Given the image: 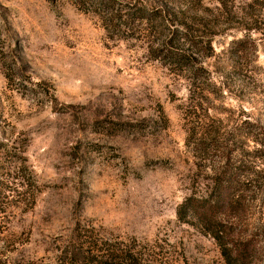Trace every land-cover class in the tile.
Instances as JSON below:
<instances>
[{"label": "rangeland", "instance_id": "rangeland-1", "mask_svg": "<svg viewBox=\"0 0 264 264\" xmlns=\"http://www.w3.org/2000/svg\"><path fill=\"white\" fill-rule=\"evenodd\" d=\"M140 1L115 0L116 11ZM170 2L186 6L196 41L173 44L194 51L201 76L157 57L162 35H138L120 13L107 30L104 9L73 0H0V264H59L77 227L92 226L153 264H227L210 235L177 216L227 155L198 157L188 138L200 125L246 141L243 224L259 234L264 264V163L253 142L264 127V36L252 33L256 51L230 54L247 20L264 26V2Z\"/></svg>", "mask_w": 264, "mask_h": 264}, {"label": "trees", "instance_id": "trees-1", "mask_svg": "<svg viewBox=\"0 0 264 264\" xmlns=\"http://www.w3.org/2000/svg\"><path fill=\"white\" fill-rule=\"evenodd\" d=\"M73 1L79 9L86 12L102 14L100 11L104 9L107 30H110L109 22H113L116 12L123 18V24L130 22L139 26L138 35L142 37L160 33L162 37L155 40V42H161L155 49L159 52L157 57L163 56L168 59L170 65H176L178 69L187 70L198 76L206 70L193 62L194 51L191 54L173 44V42H196L189 30L186 6H177L170 0H151L154 4H147L142 0L139 4H129L126 9L116 11L115 0ZM261 2L264 0H254V3ZM219 21L220 19H214L210 28L207 26L209 24H204L210 31L209 56L212 52L210 42L214 35L218 34L214 28L219 27ZM247 21L248 24L242 28L243 37L236 40L230 49L232 57H238L250 48L256 51L257 45L252 33L258 32L264 36V26L258 25V20H255L253 24ZM259 127L261 136L253 142H255L257 158L262 159L264 163V127L262 125ZM223 138L219 131L212 133L205 125L195 127L190 134L188 145L193 146L195 153L204 162L206 155L216 151L222 154L227 152V155L220 158L219 162H222L219 166L210 168L213 173L210 174L207 190L202 194L193 192L187 196L178 206L177 216L180 221L198 225L210 235L220 248L221 255L227 264H256L260 255V246L256 238L259 234L249 233V225L243 224L246 221L248 205L246 197L242 194L243 186L251 183L248 179L253 167L248 166L245 160L248 154L245 140L237 146V142L231 144L229 139ZM236 153L240 158L232 163ZM242 227L244 230L240 232ZM76 231L77 238L71 246L69 245V248L67 247L66 255L59 264H153L151 260L145 258V254L137 250L135 244L117 243L100 238L93 226L77 227Z\"/></svg>", "mask_w": 264, "mask_h": 264}]
</instances>
